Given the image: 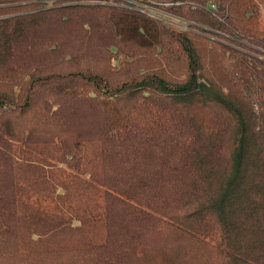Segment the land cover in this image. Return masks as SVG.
<instances>
[{
  "label": "trees",
  "instance_id": "16d2710c",
  "mask_svg": "<svg viewBox=\"0 0 264 264\" xmlns=\"http://www.w3.org/2000/svg\"><path fill=\"white\" fill-rule=\"evenodd\" d=\"M261 1L0 0V264H264Z\"/></svg>",
  "mask_w": 264,
  "mask_h": 264
},
{
  "label": "built area",
  "instance_id": "2783aa9c",
  "mask_svg": "<svg viewBox=\"0 0 264 264\" xmlns=\"http://www.w3.org/2000/svg\"><path fill=\"white\" fill-rule=\"evenodd\" d=\"M180 3L179 2H174V3H165V6L167 7H171V6H174V5H179ZM136 5V8L139 10V11H142V12H146L148 14H151V15H154L158 18H163V19H166L168 21H170L171 19H176L177 17L174 15H170V14H167L166 12L162 11L161 9H157L155 6H151V5H148V4H142V3H138V4H135ZM212 8H215L214 5L211 6Z\"/></svg>",
  "mask_w": 264,
  "mask_h": 264
},
{
  "label": "rangeland",
  "instance_id": "374dc122",
  "mask_svg": "<svg viewBox=\"0 0 264 264\" xmlns=\"http://www.w3.org/2000/svg\"><path fill=\"white\" fill-rule=\"evenodd\" d=\"M261 9L263 10V12H264V0L263 1H261ZM264 18V17H263ZM172 20V19H171ZM170 20V21H171ZM173 24H176L177 26L179 25V27L181 26V27H183V25H181L180 23H179V21L178 20H175L174 19V23Z\"/></svg>",
  "mask_w": 264,
  "mask_h": 264
}]
</instances>
